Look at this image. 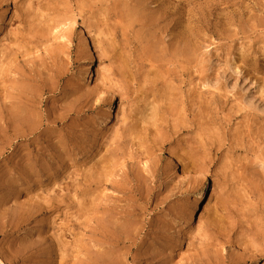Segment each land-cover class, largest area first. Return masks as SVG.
Instances as JSON below:
<instances>
[{
    "label": "rangeland",
    "instance_id": "rangeland-1",
    "mask_svg": "<svg viewBox=\"0 0 264 264\" xmlns=\"http://www.w3.org/2000/svg\"><path fill=\"white\" fill-rule=\"evenodd\" d=\"M0 262L264 264V0H0Z\"/></svg>",
    "mask_w": 264,
    "mask_h": 264
},
{
    "label": "bare ground",
    "instance_id": "bare-ground-1",
    "mask_svg": "<svg viewBox=\"0 0 264 264\" xmlns=\"http://www.w3.org/2000/svg\"><path fill=\"white\" fill-rule=\"evenodd\" d=\"M192 28V27H191ZM189 31V30H188ZM186 32V31H185ZM184 33V32H183ZM183 37V35H182ZM188 37V36H187ZM184 39V38H183ZM183 44V43H182ZM169 49V48H168ZM174 55V54H173ZM150 64V63H149ZM152 65V64H151ZM150 67V65H149ZM93 75H94V69L92 67H89L87 72L84 74V81L85 83H92L93 82ZM205 194H206V188L202 189V191H200L193 199L192 203L190 204V206L186 209L185 213L188 216V219L190 222H194L195 220H197V216L199 214L200 211V207L201 204L204 201L205 198ZM0 264H2L0 262Z\"/></svg>",
    "mask_w": 264,
    "mask_h": 264
}]
</instances>
